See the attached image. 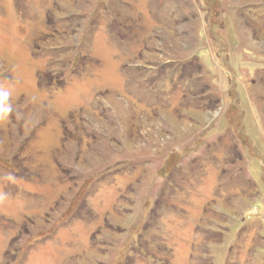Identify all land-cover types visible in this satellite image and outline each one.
Wrapping results in <instances>:
<instances>
[{"label":"rangeland","instance_id":"rangeland-1","mask_svg":"<svg viewBox=\"0 0 264 264\" xmlns=\"http://www.w3.org/2000/svg\"><path fill=\"white\" fill-rule=\"evenodd\" d=\"M0 264H264V0H0Z\"/></svg>","mask_w":264,"mask_h":264}]
</instances>
